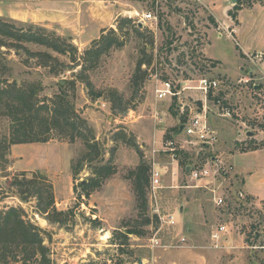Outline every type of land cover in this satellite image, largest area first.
Here are the masks:
<instances>
[{
  "label": "rangeland",
  "instance_id": "1",
  "mask_svg": "<svg viewBox=\"0 0 264 264\" xmlns=\"http://www.w3.org/2000/svg\"><path fill=\"white\" fill-rule=\"evenodd\" d=\"M92 2L101 6L86 25L96 34L84 45L0 17L9 30L0 34V264H43L17 218L35 229L52 264H264V198L224 172L232 163L264 175V57L238 65L225 24L236 22L237 3L264 0ZM149 13L157 20L141 21ZM102 49L99 59L90 55ZM202 78L220 82L207 100L194 89ZM161 80L191 89L159 100ZM13 102L28 132L45 135L59 120L49 142L10 144ZM205 105L218 137L208 144L180 133ZM214 162L220 170L210 185L189 177V167ZM154 166L163 174L160 212L175 217V228L152 211ZM221 226L226 232L212 239ZM154 237L164 247L153 248Z\"/></svg>",
  "mask_w": 264,
  "mask_h": 264
},
{
  "label": "crops",
  "instance_id": "2",
  "mask_svg": "<svg viewBox=\"0 0 264 264\" xmlns=\"http://www.w3.org/2000/svg\"><path fill=\"white\" fill-rule=\"evenodd\" d=\"M93 0H0V17L19 22H31L69 33L74 41L84 45L95 31L86 25L90 15L98 13L99 4ZM100 2V1H96ZM87 16V17H86ZM90 23V22H89ZM88 23V24H89ZM233 23V22H232ZM233 33L240 64L264 56V4L254 3L242 8L234 24L225 23ZM101 28L97 29L100 31ZM97 32V31H96ZM89 35V38H88ZM243 56H242V55ZM222 62L220 59L214 58ZM220 64V63H219ZM252 75V72H251ZM264 78V77H263ZM239 134V137L242 135ZM257 152V151H255ZM234 175L243 179V189L249 195L264 198V175L255 170L240 171L230 163Z\"/></svg>",
  "mask_w": 264,
  "mask_h": 264
},
{
  "label": "built area",
  "instance_id": "3",
  "mask_svg": "<svg viewBox=\"0 0 264 264\" xmlns=\"http://www.w3.org/2000/svg\"><path fill=\"white\" fill-rule=\"evenodd\" d=\"M151 20L154 21L157 20L156 16L153 15L152 13L145 14L141 18V21L144 22ZM258 57L263 58L264 56L262 54H259ZM248 82L249 81H245V83ZM158 83L159 84L156 88V97L159 100H167L173 97H179L181 96L183 91L191 89V87L188 86V83L183 81L177 82V85H175L171 80H161ZM219 86H220L219 81L202 78L199 81V86H197L194 89H197V91L202 92L207 100L210 92L217 90ZM208 113L209 112L207 109V105H205L202 113L194 116L189 120L187 124L183 125L184 126L183 133H185L187 137H197L200 141H203V143L206 144L217 141L218 138L217 132L215 131V129L212 128V126L209 123ZM222 116L231 117V112L229 110H224ZM167 147L171 150V152L176 153L177 147L175 146V143L173 141H168ZM219 170H220V166L214 162V163H207L204 166L189 167L188 174L193 181H196L198 183L201 181H207L205 184L207 186L211 184V181L209 179L214 178V176L219 173ZM224 172L227 175L233 174L232 167L228 166L224 170ZM151 175L152 176H151L150 196L153 201L152 211L154 213V216H157L161 220V222L166 223L167 225L175 228L176 226L175 217L173 215H162L159 209V191L163 189V184H162L163 174H161L160 170H158L154 166ZM215 201L218 206H222L224 204V199L222 197H216ZM225 232H226V226H221L220 228H218L217 231H215L212 234V239L220 240L222 234ZM179 242L181 243L179 247L184 248L188 244V239L187 237L183 236L181 237ZM151 243L153 245V248L164 247L162 245L161 240L158 239L157 237L151 239Z\"/></svg>",
  "mask_w": 264,
  "mask_h": 264
},
{
  "label": "trees",
  "instance_id": "4",
  "mask_svg": "<svg viewBox=\"0 0 264 264\" xmlns=\"http://www.w3.org/2000/svg\"><path fill=\"white\" fill-rule=\"evenodd\" d=\"M235 7H236L235 10L237 12H239L242 9V6H239V3H237V5ZM237 12L235 14H232L234 19H236V17H237ZM8 31H9L8 30V26L5 25V24L0 23V34H2L4 36H7V35H9ZM111 45L112 44L108 45V47H106V49L110 48ZM1 46H3V42L0 39V48H1ZM104 50L105 49L98 50L96 52L91 53L90 55H92V56L96 57L97 59H99V57L103 54ZM217 65H219V62H212V67H216ZM139 69H141V65L139 66ZM4 92H5V90L1 89V86H0V94L2 95V93H4ZM17 94H18V96H20L22 94V92L17 91ZM13 108L17 111L18 115H16L14 117V119H13L16 122L17 126L14 127V131H13L14 135L11 136V142H10L11 145L32 144V143H47V142H49L51 140V137L48 136L47 134L49 132H51L52 129L55 128V126L57 125L55 123L56 122L59 123V120L55 121L52 118L53 122L51 121L52 122L51 126L49 125V128L47 129V134H45V135L44 134H36L35 132H33V130L28 132V130L26 129V127L24 125L25 120H26V117L24 115H26V113H23L24 115L22 114V116H20L19 115L20 111L18 109L20 107L15 102H13ZM32 108L34 109V106ZM31 112H32V109H31ZM54 113H55V116H58L57 112H54ZM49 120L50 119H48V122H49ZM22 129L24 130V132L22 131ZM72 140H74V139L72 138ZM146 181L148 182V180H146ZM98 184H99V182H98ZM84 186L85 185L83 184L82 187H84ZM84 189H86V187H84ZM53 203L51 204V206L53 205ZM53 211H54V214L57 217L65 215V212H59L57 209H53ZM15 213L16 212L14 211V212H11V213L7 214L9 216L8 219H7L8 222L5 223L7 226L4 224V227L2 228L3 231H8L9 230V228H10V222H9L10 217H13V214H15ZM16 222L18 224L17 230L19 232L23 233L24 235H26V237L30 240V242H28V245H30V246H38V247L33 248V250H34L35 253H41L43 264H52L51 261L49 259H47V256H46L47 255V249L44 246H42V241H41V239L38 238L37 233H35L36 232L35 229L25 226L24 223L21 220H19V218H17ZM2 225L3 224H1L0 227H2ZM32 237H35V241L34 242L32 241ZM30 243H32V244H30Z\"/></svg>",
  "mask_w": 264,
  "mask_h": 264
},
{
  "label": "water",
  "instance_id": "5",
  "mask_svg": "<svg viewBox=\"0 0 264 264\" xmlns=\"http://www.w3.org/2000/svg\"><path fill=\"white\" fill-rule=\"evenodd\" d=\"M233 2L234 3H237V0H233ZM183 130H184V126H181V128H180V133H182L183 132ZM254 134L253 133H248V136L249 137H252ZM84 185H85V182L83 183ZM140 264H142V262H140Z\"/></svg>",
  "mask_w": 264,
  "mask_h": 264
},
{
  "label": "bare ground",
  "instance_id": "6",
  "mask_svg": "<svg viewBox=\"0 0 264 264\" xmlns=\"http://www.w3.org/2000/svg\"><path fill=\"white\" fill-rule=\"evenodd\" d=\"M106 239L108 238V237H105Z\"/></svg>",
  "mask_w": 264,
  "mask_h": 264
}]
</instances>
